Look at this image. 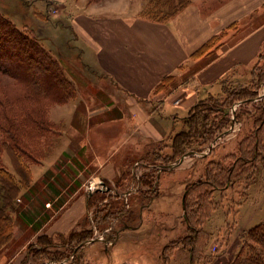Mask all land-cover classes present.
Returning <instances> with one entry per match:
<instances>
[{
    "label": "rangeland",
    "instance_id": "1",
    "mask_svg": "<svg viewBox=\"0 0 264 264\" xmlns=\"http://www.w3.org/2000/svg\"><path fill=\"white\" fill-rule=\"evenodd\" d=\"M124 1L130 16L150 18L147 0H0V11L35 36L70 79L77 78L75 96L42 104L46 121L55 127V141L46 151L28 157L11 147V156L0 144V167L13 174L18 191L7 207L12 234L0 247V264H192L189 235L193 264H231L251 242L248 231L264 222V123L258 120L264 80L253 100H228L226 124L215 123L212 135L202 134L188 145L204 150L186 152L176 161L184 148L178 152L173 138L198 102L222 101L230 88L252 87L253 74L264 69V49L251 66L226 75L194 105L172 115L169 125L168 116H159L162 111L153 106L152 123L162 133L150 138L139 128L125 95L98 78L84 60L74 26V14L86 5L121 8ZM199 1L203 8H214L227 0ZM176 80L160 89L168 90ZM0 81L3 101L26 105L20 97L27 87L6 74ZM152 108L145 110L147 115ZM207 112L210 122L219 121V115ZM256 132L260 138L255 147ZM254 148L258 155L245 162ZM212 162H220L227 172L235 164L231 179L219 185L208 182L205 173ZM5 180L0 175V204ZM76 201L80 218L75 227L47 233ZM48 208L51 219L39 226Z\"/></svg>",
    "mask_w": 264,
    "mask_h": 264
},
{
    "label": "crops",
    "instance_id": "2",
    "mask_svg": "<svg viewBox=\"0 0 264 264\" xmlns=\"http://www.w3.org/2000/svg\"><path fill=\"white\" fill-rule=\"evenodd\" d=\"M118 8L86 5L74 14V26L84 60L98 78L125 95L139 128L150 138L162 133L152 123L154 107L162 111L159 116H168L169 125L172 115L194 105L226 75L251 66L264 49V0H227L214 8L191 0L165 21L130 16L125 1ZM216 36V45L200 53ZM166 76L177 80L168 90L158 88ZM71 79L77 82L76 76ZM149 108L151 115L145 111ZM79 206L76 201L46 232L72 230L80 218Z\"/></svg>",
    "mask_w": 264,
    "mask_h": 264
},
{
    "label": "trees",
    "instance_id": "3",
    "mask_svg": "<svg viewBox=\"0 0 264 264\" xmlns=\"http://www.w3.org/2000/svg\"><path fill=\"white\" fill-rule=\"evenodd\" d=\"M147 1L148 3L145 10L150 16L149 19L159 21H165L171 18L191 3V0ZM219 38V36H216L214 39L206 43L202 47L200 53L210 50L216 45ZM0 73L13 76L28 88V93L20 97L23 98L26 105L19 102L18 104L15 102L12 104L11 102L3 101V98L0 97V144H2L6 151L10 152L11 156H13L11 147L16 151H20L23 156L27 155L28 157L37 155V152L41 153L42 151H46L55 141L53 131L55 127L50 124L51 121H46L42 104H44V100L47 99L67 101L75 96L76 87L74 82L66 74L60 61H58L49 50L40 44L35 36L30 32H26L19 28L16 23L6 17L1 11ZM253 76L255 77V81L252 83V87L244 85L230 88L228 96L222 101L214 98L210 99V102H198L194 105L192 108L194 110L193 114L189 115L184 121L185 127L173 137L176 150L180 152L184 148L176 156V161L185 155L186 152L204 150V147L198 145L189 147L188 145L192 143L195 137L199 138L202 134L208 136L209 134L212 135V128L215 127V123H222L223 125L228 122V106L230 105V101L228 100H238L241 97H246L252 100L254 99L252 98L253 94H255L254 90H256L257 85L264 80V69L254 73ZM173 78L174 76H166L159 84L158 88H162V84L167 83ZM21 101L22 99H20V102ZM209 109L219 115L218 122H216V120L210 122V115L207 112ZM261 109L260 117H258L260 124L264 123L263 105ZM20 111L24 115L22 120L17 117V115H20ZM254 137L256 147L260 136L256 132L254 133ZM213 138L214 136L210 139ZM254 150L255 148L252 151ZM256 152L257 151H254V154L252 152V157L244 161L251 162L254 160L258 155ZM214 164L216 163L212 162L211 168L205 173V177L207 179L209 178L207 180L208 182L217 184V182L223 181L227 178L229 180L231 179L235 164H230L228 172L226 170L227 168L220 162L215 166ZM4 171L5 175L3 173ZM0 175H3L6 179L3 186V196H1L2 204H0V247L2 249L7 245L8 239L12 234V222L7 207H12V199L17 198L18 191L16 190L17 183L11 172L7 170L2 171V167H0ZM103 183L104 185L107 184L104 181ZM101 191H103V189ZM90 193L93 194L91 191H88L87 195ZM20 216L25 219L23 215ZM50 217L51 215L49 214L48 208L47 214L41 219L39 226H42V223L49 220ZM26 223L33 224V221L30 222L29 220H26ZM73 233L74 232H72V234ZM247 236L248 238L250 237L251 242L244 246L242 253L238 255L231 264H264V222H261L255 225L254 228L250 229ZM83 242L84 241L80 243V247ZM188 242L191 247V262L193 264L194 246L192 235L188 236ZM45 261L54 263L55 260L47 259Z\"/></svg>",
    "mask_w": 264,
    "mask_h": 264
},
{
    "label": "water",
    "instance_id": "4",
    "mask_svg": "<svg viewBox=\"0 0 264 264\" xmlns=\"http://www.w3.org/2000/svg\"><path fill=\"white\" fill-rule=\"evenodd\" d=\"M191 152H193V151H191ZM191 152H190V153H191ZM188 154H189V152L187 153V155H188ZM185 155H186V154H185ZM182 158H183V157H181V159H182Z\"/></svg>",
    "mask_w": 264,
    "mask_h": 264
},
{
    "label": "bare ground",
    "instance_id": "5",
    "mask_svg": "<svg viewBox=\"0 0 264 264\" xmlns=\"http://www.w3.org/2000/svg\"><path fill=\"white\" fill-rule=\"evenodd\" d=\"M101 188H103V186Z\"/></svg>",
    "mask_w": 264,
    "mask_h": 264
}]
</instances>
